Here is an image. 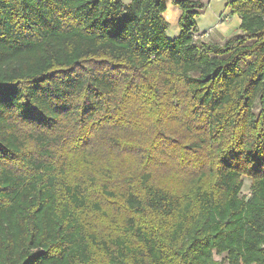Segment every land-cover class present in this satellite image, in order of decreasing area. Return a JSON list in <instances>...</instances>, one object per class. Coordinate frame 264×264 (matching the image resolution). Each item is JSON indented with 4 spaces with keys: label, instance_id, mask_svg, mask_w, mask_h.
<instances>
[{
    "label": "trees",
    "instance_id": "16d2710c",
    "mask_svg": "<svg viewBox=\"0 0 264 264\" xmlns=\"http://www.w3.org/2000/svg\"><path fill=\"white\" fill-rule=\"evenodd\" d=\"M164 1L0 0V264H264V0Z\"/></svg>",
    "mask_w": 264,
    "mask_h": 264
},
{
    "label": "rangeland",
    "instance_id": "374dc122",
    "mask_svg": "<svg viewBox=\"0 0 264 264\" xmlns=\"http://www.w3.org/2000/svg\"><path fill=\"white\" fill-rule=\"evenodd\" d=\"M128 1V0H123ZM203 3V8L195 16L198 31L195 37L199 40L210 41L222 44L225 39L237 34L239 30V17L230 10V0H199ZM166 11L164 16L169 22L167 35L171 38L179 34L178 18L180 9L172 2L165 0ZM203 35V36H200ZM243 192H247L250 185V178L243 177ZM215 259H222V254H215ZM223 264H227L224 262Z\"/></svg>",
    "mask_w": 264,
    "mask_h": 264
},
{
    "label": "crops",
    "instance_id": "0c3cea01",
    "mask_svg": "<svg viewBox=\"0 0 264 264\" xmlns=\"http://www.w3.org/2000/svg\"><path fill=\"white\" fill-rule=\"evenodd\" d=\"M200 36H203V35H200Z\"/></svg>",
    "mask_w": 264,
    "mask_h": 264
}]
</instances>
